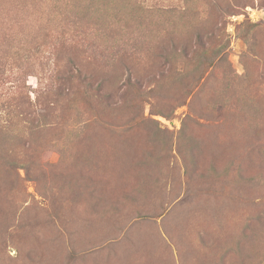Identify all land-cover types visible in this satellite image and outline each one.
<instances>
[{"label": "rangeland", "instance_id": "374dc122", "mask_svg": "<svg viewBox=\"0 0 264 264\" xmlns=\"http://www.w3.org/2000/svg\"><path fill=\"white\" fill-rule=\"evenodd\" d=\"M74 2L0 0V264H264V0Z\"/></svg>", "mask_w": 264, "mask_h": 264}, {"label": "trees", "instance_id": "16d2710c", "mask_svg": "<svg viewBox=\"0 0 264 264\" xmlns=\"http://www.w3.org/2000/svg\"><path fill=\"white\" fill-rule=\"evenodd\" d=\"M52 1L54 3L53 9L47 8L46 6H43V7L41 6V9L45 10L46 12H51V14H53V15H57V16L62 15L63 17L67 13H70V15H71V12L74 13L75 9H77L76 10V14H77L79 6L86 8V10L88 9V5L86 3L77 4L74 2V0H52ZM81 71H82V68L80 66L76 65V63L70 58L68 61V65L65 68V71L62 74L58 75V79L61 81V83L63 85V86H60V89L63 90V88L68 86L75 79L86 80V76L83 75ZM87 80H89V82H88L89 85H87V86L90 89L95 90L98 95H104V91H103L104 88L102 89V86H103L102 81L98 82L97 87H94L93 83H91V81H92L91 77L87 78ZM129 83L134 84V80L129 79Z\"/></svg>", "mask_w": 264, "mask_h": 264}]
</instances>
